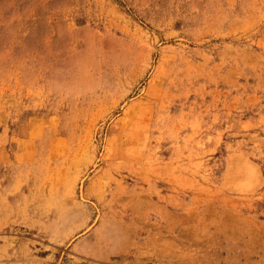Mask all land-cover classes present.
<instances>
[{"label": "rangeland", "instance_id": "rangeland-1", "mask_svg": "<svg viewBox=\"0 0 264 264\" xmlns=\"http://www.w3.org/2000/svg\"><path fill=\"white\" fill-rule=\"evenodd\" d=\"M0 264H264V0H0Z\"/></svg>", "mask_w": 264, "mask_h": 264}]
</instances>
